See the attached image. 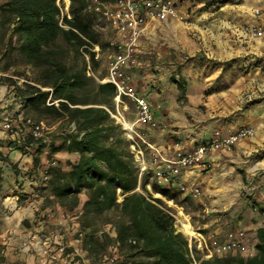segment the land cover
Masks as SVG:
<instances>
[{
  "label": "crops",
  "instance_id": "obj_1",
  "mask_svg": "<svg viewBox=\"0 0 264 264\" xmlns=\"http://www.w3.org/2000/svg\"><path fill=\"white\" fill-rule=\"evenodd\" d=\"M256 9L262 14L256 16L253 13ZM193 10H196L194 15ZM178 11L184 20L169 17L148 25L139 41L138 53L145 48L142 44L145 38L159 36L160 27L166 31L185 23L189 24L187 30L196 32L194 38L197 42H192L186 35L189 31L182 35L186 45L190 46L189 54L202 52L206 58L201 63L186 64L174 76L163 65L152 82L145 80L135 84L139 93L153 105L158 121L157 129L148 130L147 137L161 146L164 156H170L174 148L170 132L174 131V126L179 125L182 142L191 146L189 149L195 146L191 145L192 141L209 136L216 129L228 133L243 126L253 128L251 137L242 138L235 144V168H244L247 174L243 178L235 169V182L230 181L231 188H226V184L221 190L219 186L212 188L214 178L207 173L200 174L197 169L177 178L178 184L188 181L199 187L201 193L203 188L223 194L233 192L235 212L246 214L249 208L244 194H251L252 199L264 204V39L251 36L244 27L264 23V0H180ZM157 50L160 52L159 46ZM6 90V85L0 84V154L6 159L2 194L0 191V221L3 223L0 224V264H36V254L43 238L50 235L59 221H64L67 237L73 246L71 249L77 251V256L92 258L88 255L84 238L80 246L73 239L74 232L83 236L89 230L80 225L87 192L82 190L78 194L77 206L67 209L59 205L49 188L38 187L43 171L58 166L68 172L79 160V153L67 150L65 145L61 147L65 137L62 140L53 138L60 132L52 131L44 141L29 144L25 139L6 138L2 122L23 103L14 92L4 98ZM198 105H204V108L198 110ZM223 154L230 152L209 151L205 159L210 162L215 155ZM204 178H208V182H204ZM36 192L40 197L34 199L31 196ZM212 210L213 207H206V211ZM235 214L236 217L242 216ZM234 224L235 230L245 232L248 247H254L258 225L245 217L235 218ZM259 225L264 226V222L260 221ZM219 231L221 227H216L215 234ZM31 234L36 235V240L26 252L21 248L22 243Z\"/></svg>",
  "mask_w": 264,
  "mask_h": 264
},
{
  "label": "trees",
  "instance_id": "obj_2",
  "mask_svg": "<svg viewBox=\"0 0 264 264\" xmlns=\"http://www.w3.org/2000/svg\"><path fill=\"white\" fill-rule=\"evenodd\" d=\"M84 8L83 0H70L68 13L63 12L57 0L0 3L4 23H10L16 37L18 52L34 72L33 79L23 85L13 83L15 95L36 121L53 116L66 118L75 126V132L66 135L61 147L77 151L79 160L68 172L56 166L47 170V182L56 201L72 209L79 203L78 194L85 190L82 214L108 210L116 213L115 238L105 236L102 243L107 238L112 243L116 241L122 253L136 249L150 258L147 264H264V226L256 229L255 252L250 256L201 257L192 252L194 245L190 248L187 238L176 230L174 216L163 200L154 197L142 181V192L135 190L140 180L132 153L128 147L116 146L120 141L114 134L118 126L104 107L114 96L115 86L97 83L94 97L90 98L86 65L74 67L66 61L69 52L83 51L93 63L91 48L100 45L94 28L96 17ZM32 140L28 136L25 142ZM98 243L93 236L86 240L91 256L96 255Z\"/></svg>",
  "mask_w": 264,
  "mask_h": 264
},
{
  "label": "rangeland",
  "instance_id": "obj_3",
  "mask_svg": "<svg viewBox=\"0 0 264 264\" xmlns=\"http://www.w3.org/2000/svg\"><path fill=\"white\" fill-rule=\"evenodd\" d=\"M2 1L3 0H0V3ZM57 1L58 4L61 5L63 12L68 13L70 0H67V2L66 0ZM256 10L253 11L254 14ZM195 13L196 10H193V15ZM4 19L5 16L0 12V84L6 85L7 90L4 94V98H6L10 92L15 93L13 83H16L17 85H23L25 81L33 79L34 72L31 67L25 64L23 57L18 52L16 37L11 33V25L9 22L4 23ZM187 27H189V24L185 23L179 24L174 29L166 31L160 27L159 36H150L149 38H145L142 42L145 48L142 49L140 53H138V49L140 48V46L138 45L136 53L132 57L126 59V61L123 62L121 66L122 74L126 78V83L129 87L128 90L133 91L137 97L145 99L156 121V126L154 127H151L149 125H142L140 123H136L134 127L136 130L141 132L150 143L158 148L162 156L164 155L161 151V146L150 140L147 137L146 133L148 132V130L157 129L158 127V121L154 116L152 108L153 105L148 102L144 95H141L139 93V91L135 87V84L145 80L152 82L157 77L156 75L159 71V67L160 69H162L163 65L165 68L171 70L172 76H174L177 75L178 70L182 69L186 64L201 63L205 60L206 56L202 52H197L195 55L193 53L189 54L188 51H190V46L186 45V43L184 42L185 36L182 37V35H184L186 31H189V35H186L189 36V38L191 37V41L197 42V40L196 38H194L196 37L194 34L196 32H194L192 29L187 30ZM94 28L98 32L100 39V45H93L91 48V51H93L94 53V62L92 63L90 61L89 54L83 51L79 53L71 51L66 58L67 63L74 67H82L84 64L86 65L85 75L88 79H85V82L87 85L86 89L89 88L91 90V92L89 93L90 98L94 97L93 89L95 88L97 83L108 82L107 80L109 79L110 62L117 54V48L111 44L116 39V33L114 32V30H112L106 23L100 21L97 18H95L94 20ZM158 46L160 47V52L157 50ZM186 46L188 49H186ZM157 52L160 53L159 59ZM116 96L117 91L115 87V94L111 98L110 102L106 104V106H104L105 109H108L114 115H118V113H120L127 122L135 121L138 116V108L135 100L123 93L119 96L118 99L116 98ZM15 97L19 98V96L17 95H15ZM20 107L23 109L26 115L36 120L32 113L26 112L27 108L24 106V103H22ZM197 108L198 110H201L204 108V105H198ZM110 116L114 119V123L118 126V129L114 132V134L120 141L116 142V146L119 148L128 147L129 151L131 152L129 146L130 141L127 137L126 131L114 116H112L111 114ZM131 117H135L133 121L130 120ZM41 120L44 121L45 125L48 127V130L44 134L45 137L52 134V131L53 133L60 132L57 133V135H55L53 138L62 140L69 133L68 130L71 122H69L66 118L43 116ZM59 120V124L54 126V128H51L52 125H55V123ZM178 126H174L172 128V130L174 131L170 132V138L174 141V148L173 153L170 156H164L166 158H172L174 153L178 150L187 151L189 150V148H191V146H185L183 144L182 136L178 132ZM233 132H235V129L228 133H224L220 129H216L213 130L209 136L192 141L191 145L196 146L199 143H205L213 136H215L216 133L225 135ZM61 133L67 134L62 135ZM6 138L8 137L6 136ZM32 142H35V140H32ZM146 147L147 146L145 144L142 145V148L144 149V162L146 165V169L142 174L139 173L138 164L135 161L133 153L131 152L132 160L135 167L137 168L138 177L140 180L135 190L138 192H142V181L146 189L150 191L154 197H159L163 200L166 207L170 209L171 213L174 216V225L176 230L181 232L187 238L190 248L192 245H194L195 251H192L194 254L196 253L198 256L207 258L205 255L208 252L207 249H211V239L213 237H216L219 241H223L226 238V234L228 231L235 230V218L243 219V217H245L249 222L252 221L254 224H256L255 226L258 225L257 227H261L259 225V222H264V204L258 202L255 199H252L251 194H244V197L247 199V207L249 209L246 214H241L235 212V195L233 194V192H224L223 194V192L217 193V190L215 191V189L213 190L209 188L207 190L203 188L202 193L199 197H192L179 191V180L177 178L173 179L168 184L159 183L156 179L155 172L161 164H156L152 161V155H150L149 149H146ZM229 152L230 154L228 155L223 154L222 156L218 157L217 155H215V158L210 160L209 166L206 170L199 171L197 169L200 174L205 175L207 173L208 175H211L210 178H214L211 181L214 183L212 185V188L219 186V190H221L225 184L226 188H231L230 186L235 182V169L239 172L240 175L243 176V178H245V174H247L244 168H235V146ZM5 160V157L0 154L1 194L3 191V180L5 175V170L3 168V163L5 162ZM207 179L208 178H204V182H208ZM230 181L232 184H230ZM38 187L42 189L49 188L50 190L48 182L45 185H42L41 179L39 180ZM120 199L121 197H119V200ZM213 199L224 200L213 201ZM222 202L225 203L224 207L221 206L223 205ZM210 206L213 207L214 210H212L211 212L206 211V207ZM235 213L242 216L236 217ZM116 219V213L112 210L81 215L80 225H84L86 228H89L88 232L83 235L84 242H86V240H88L90 236L95 237L99 241V243L96 244L95 247L97 252L96 255L91 256L88 253V255L93 259L99 260L105 255L111 254L112 251L110 247L112 245V241L108 240L107 238L104 241L105 244L102 243V239L105 238V236L113 238L114 234L111 228L108 229V232H104V234H102L100 238L97 235V231L105 228L108 224L113 226V221H115ZM182 223H188V225L191 226V229L197 232L198 235H186L185 233H183V231H181ZM0 224L3 223L0 221ZM216 227H221V232L219 231L217 235L215 234ZM199 242H201V245L199 244ZM118 255V261H124L126 262V264H147V262L150 261V258L144 257L136 249L132 251H124V253L118 251ZM224 255L246 256L245 254L230 252L220 255H212L211 257Z\"/></svg>",
  "mask_w": 264,
  "mask_h": 264
},
{
  "label": "built area",
  "instance_id": "obj_4",
  "mask_svg": "<svg viewBox=\"0 0 264 264\" xmlns=\"http://www.w3.org/2000/svg\"><path fill=\"white\" fill-rule=\"evenodd\" d=\"M85 10L93 14L97 19L106 23L116 33V39L111 43L117 48V54L110 62L108 82L116 87L118 99L123 93L135 100L138 108V116L135 121L129 122L130 127L126 128L123 124L124 117L112 114L126 131L130 141V149L133 153L135 161L139 167V173L142 174L146 165L144 162L145 144L152 155V161L161 164L155 172L156 179L159 183H170L173 179L180 177L183 173L198 169L204 171L208 168L209 162L205 159L206 154L213 150L230 151L235 144L242 138L251 137L254 130L251 127H240L233 133L220 135L216 133L211 139L205 143H199L192 149L187 151H176L172 158L162 156L157 147L150 143L145 136L135 129V124L156 126L155 118L150 111L144 98L137 97L133 91L128 90L126 78L122 74L121 66L126 59L132 57L139 45V41L146 31L148 25L157 19L169 17L182 19L183 15L179 14L178 3L180 0H83ZM262 14L260 10L255 11V15ZM244 31L253 37L264 39V23H256L247 25ZM2 129L9 139H26L31 137L34 140L44 141L46 139L45 132L48 127L44 121H36L26 115L23 109L18 108L15 113L8 116L2 122ZM75 132L73 123L69 126V132ZM42 185H45L49 179L47 170L41 174ZM178 189L192 197H199L201 190L199 187L183 181L178 184ZM32 198L40 197V193L36 192ZM111 228L113 238H115L114 226L107 225L105 228L98 230L97 235L101 237L104 232H108ZM73 239L80 246L83 242V236L80 232L73 233ZM36 240V235L31 234L23 243L22 250L29 252L32 244ZM201 245V242H199ZM211 249H207L206 257L212 255H220L230 252H236L250 256L254 254L255 248H249L246 243V234L243 230H231L226 234L223 241H219L213 237L210 241ZM73 247L67 237V231L64 227V221H59L57 227L50 232L48 237H44L40 248L36 254V264H114L119 260L118 243L113 241L111 245V254L105 255L99 260L87 257H78L77 251L71 249Z\"/></svg>",
  "mask_w": 264,
  "mask_h": 264
},
{
  "label": "bare ground",
  "instance_id": "obj_5",
  "mask_svg": "<svg viewBox=\"0 0 264 264\" xmlns=\"http://www.w3.org/2000/svg\"><path fill=\"white\" fill-rule=\"evenodd\" d=\"M123 124L125 125L126 128L130 127V123L127 121H124ZM181 231H183V233H185L186 235H194V236L198 235L197 232L191 229V226H189L188 223L181 224Z\"/></svg>",
  "mask_w": 264,
  "mask_h": 264
}]
</instances>
